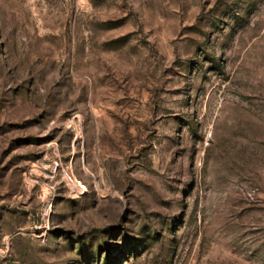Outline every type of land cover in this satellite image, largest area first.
Here are the masks:
<instances>
[{
  "label": "rangeland",
  "instance_id": "1",
  "mask_svg": "<svg viewBox=\"0 0 264 264\" xmlns=\"http://www.w3.org/2000/svg\"><path fill=\"white\" fill-rule=\"evenodd\" d=\"M0 264H264V0H0Z\"/></svg>",
  "mask_w": 264,
  "mask_h": 264
}]
</instances>
